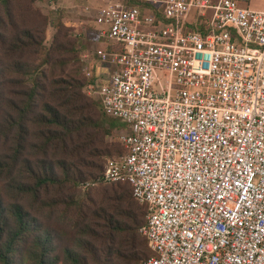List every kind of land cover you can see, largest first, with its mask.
Returning <instances> with one entry per match:
<instances>
[{"label": "built area", "instance_id": "obj_1", "mask_svg": "<svg viewBox=\"0 0 264 264\" xmlns=\"http://www.w3.org/2000/svg\"><path fill=\"white\" fill-rule=\"evenodd\" d=\"M249 1L96 9L84 93L126 126L99 182L146 206L145 264H264V8ZM95 60L110 73L92 80Z\"/></svg>", "mask_w": 264, "mask_h": 264}, {"label": "trees", "instance_id": "obj_2", "mask_svg": "<svg viewBox=\"0 0 264 264\" xmlns=\"http://www.w3.org/2000/svg\"><path fill=\"white\" fill-rule=\"evenodd\" d=\"M123 1L145 13L148 8L140 0ZM1 2L4 14L0 17V264H86L76 248L86 249L95 264H145L154 254L139 233L138 202L130 185L99 182L106 163L124 152L120 144L121 151L113 156L105 141L113 129L126 130V126L107 117L100 101L84 93L87 79L79 58L82 81L65 74V78H54L45 86L41 81L46 78L42 67L51 65L43 42L47 19L33 8V0L27 2V13L34 15V19L15 10L12 0ZM57 27L50 47L53 51L65 52L71 47L74 52L77 45L81 47V34L69 42L63 25L59 22ZM92 31L98 36L95 28ZM58 37L61 42L68 41V46L59 44ZM35 57H44L42 63L37 65ZM91 71L92 80L102 76L93 66ZM32 118L40 128L42 153H57L60 158L42 169L25 157ZM17 168L19 177L13 176ZM87 183L108 186L95 203L92 219L82 211L86 205L70 196L75 188ZM25 197L39 203L31 213L23 205ZM60 207L63 210L57 221L73 228L86 222L81 236H90L100 243V251L88 249L85 240L69 235L57 222L50 223ZM67 237L72 240L71 246Z\"/></svg>", "mask_w": 264, "mask_h": 264}, {"label": "rangeland", "instance_id": "obj_3", "mask_svg": "<svg viewBox=\"0 0 264 264\" xmlns=\"http://www.w3.org/2000/svg\"><path fill=\"white\" fill-rule=\"evenodd\" d=\"M28 1L32 0H12V5L15 10H19L22 12L25 16L28 17V19H34V15H31L27 13L28 8ZM99 0H54L57 9L54 11L51 8L49 0H33V8L38 10L42 16H44L47 19V28L45 30V34L43 37L44 47H45V54H48L50 56V64L46 65L45 67H42L43 72L45 73V77L41 81L42 83L47 86L50 81L57 79L65 78V74H69L75 79L82 81L81 74L79 72V63L78 61L81 60L85 54H89L90 58H93V54L96 50L103 47L105 44H103L102 40L98 38L97 35H95L92 31L97 30L96 27H94V16L96 14V9L99 5H101L102 1ZM255 4H261L264 3V0H250L247 3H241L240 5L242 7L250 6L252 3ZM213 4L216 3V1L212 2ZM4 14V7L0 0V17H3ZM213 12L211 10L206 11V19L210 20L212 17ZM60 22V24L63 25L65 31L67 32L69 36V42L74 39L75 36L78 34H81L82 40H81V47L77 45V47L74 48V52L70 50L71 47L68 46V41L61 42V38L58 37L59 44H63L68 48V51L65 52H59V51H53L51 49V45L54 42V37L57 30V25ZM54 47H56L54 45ZM79 54V55H78ZM81 57V58H80ZM44 57H41L40 60H38L36 57L34 60L36 61V64H41ZM79 58V60H78ZM80 62V61H79ZM65 64V65H63ZM83 64V63H82ZM94 67L96 72L101 74H108L110 73V70L107 67H104L96 62V60L92 63L91 67ZM84 68V64H83ZM83 73V72H82ZM41 77V76H40ZM33 78H29V84H32ZM96 100V99H93ZM54 106V103H52ZM40 112V108L38 106L37 113ZM30 136L28 144L25 148V157L26 159L30 160L34 164H36L40 169L43 167H46V165L49 162H53L55 160L60 159L58 154L49 152L47 154H43L41 151V140L39 138L40 136V128H38L33 121V118L31 122L28 124ZM90 129H87V133H90ZM125 131L122 130V127H117L112 130L110 137L105 141V144H109V148H112V154L117 155L118 152L121 151V145L118 141V135L120 132ZM20 173L17 169H14L13 176L19 177ZM105 187L108 186H91L88 188H75L71 193L70 196H75L74 198L77 201H81L83 204L86 205L85 210H82L85 215H87L88 218H91V213L96 210L95 203L99 202L103 196V191ZM123 192V191H121ZM46 196L43 194L42 200H45ZM40 202V201H39ZM23 205L29 211L30 213L33 211L35 207L39 205V203H34V201L30 197H25L23 200ZM138 206V221L140 228L145 224L146 221V209L139 205ZM63 207H60L58 210H55V215L51 217L50 223L57 222L58 226L61 227L63 230H65L69 235H72L73 237L85 240L87 242L88 249L96 248L98 251H100L103 247L100 245V243L91 240L90 236H81L82 234V226L78 225L77 227H71L70 225H67L63 222L59 223L57 220L60 216L61 211ZM141 208V209H140ZM73 220H76V217H73ZM85 220V219H83ZM90 225V223H89ZM72 228V229H71ZM78 232V234H77ZM140 233V229H139ZM141 234V233H140ZM69 240V245H72V240L67 237ZM77 253L83 258V261L86 264H95L91 261L89 252L84 248H76Z\"/></svg>", "mask_w": 264, "mask_h": 264}, {"label": "crops", "instance_id": "obj_4", "mask_svg": "<svg viewBox=\"0 0 264 264\" xmlns=\"http://www.w3.org/2000/svg\"><path fill=\"white\" fill-rule=\"evenodd\" d=\"M99 1H102L101 5L99 6H102L104 4H106L107 2L111 1V0H99ZM98 1V2H99ZM254 1V0H252ZM98 6V7H99ZM251 9H255V10H261L264 8V3H261V4H255L254 2L249 6ZM95 26V25H94Z\"/></svg>", "mask_w": 264, "mask_h": 264}]
</instances>
